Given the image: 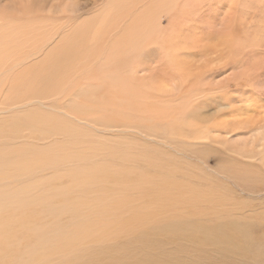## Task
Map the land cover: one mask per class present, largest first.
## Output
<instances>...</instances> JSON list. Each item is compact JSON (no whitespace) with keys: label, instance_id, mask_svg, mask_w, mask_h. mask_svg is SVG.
<instances>
[{"label":"rangeland","instance_id":"1","mask_svg":"<svg viewBox=\"0 0 264 264\" xmlns=\"http://www.w3.org/2000/svg\"><path fill=\"white\" fill-rule=\"evenodd\" d=\"M90 1L86 11L81 13V18L104 12L110 4H113L112 11L115 12L113 20L122 23L118 24L119 27L114 30V35L111 34L109 40L103 42L102 50L98 51L99 54L97 53L98 55L94 58L83 57L78 60L77 66L70 68L67 73V84L61 85L59 93L44 102H36L34 99L33 104L25 105L22 102L19 106H12L14 99L30 90V86L26 84L17 94L15 92L12 94L10 89L0 94V124L3 127L0 126V131L2 130L0 154L6 153L4 148L12 151L32 149L44 152L52 147L54 142L61 141L60 138L64 140L58 135L52 138L37 135L38 133L35 135L28 129L14 128L15 120L18 118L28 117L29 119L35 115H45L63 123L70 122L81 131L83 144L78 145L77 151L78 155L84 151L81 156L84 161L71 160V162L61 163L57 168L45 166L36 169L30 177L20 176L14 181H3L1 189L12 190L16 186L24 188L25 185L31 186V184L32 186H40L43 183L47 185L49 182L57 188L60 186L69 190L71 187L68 184L72 183V180L68 179V174L73 169L78 168L82 171L94 169L101 172L100 169L111 166L112 168L104 170L110 174H116L115 170L122 171V167L115 168L114 164H127L124 166L129 167L125 170L130 174L138 178L139 175L147 176V180L150 181L151 178V181L159 183V186L153 184L154 191L144 186H136L125 190L117 188L110 193V196L118 200L128 197L131 205L124 209L122 216L131 218L133 224L124 227L122 231L113 230L115 228L113 227L110 235L101 240L91 239L82 243L79 251L73 254L62 253V255L51 257L50 259L54 260L51 264H85L86 260L99 251H108V254L116 258L114 261L113 257L103 259L105 263L111 261V264H137L140 260L143 264H264V136H262L264 131V0H180V4L177 0H162L166 1L171 8H176L175 11L163 13L161 17V29L168 41L172 43L174 53L172 55L165 53L171 44H163L164 48H160L159 52H154L152 56L145 55V58L130 60L131 63L128 61L127 67L130 68L126 70L119 68L117 63L114 65L111 61L112 57H109L108 61L106 56L111 54L107 51L113 41L118 39V34L123 36L124 24L138 23L140 17L142 20V14L147 5L157 0L142 2L124 0L129 6L123 10L119 7L123 0ZM37 2L38 0H23L16 2V5L22 10L36 9ZM47 13V9L35 11L31 19L44 21L43 18ZM117 13L121 14L122 19L116 16ZM2 16L5 17V14L0 10V21L4 23L5 19H2ZM37 24L40 25L38 21ZM112 24L115 28V24ZM24 48L27 50L29 46L26 45ZM15 59H12V63L26 60L24 57ZM174 65L178 66L179 71L173 69ZM144 66L150 68L149 73ZM131 68H134V71ZM140 68L144 71L143 73ZM145 72L148 75H145ZM137 73H140V76L136 75ZM78 75H81V78ZM169 78L177 80L174 82L180 85L175 84V86L173 80L170 81ZM183 78L187 80L183 81ZM116 79L120 81L117 82ZM10 81L11 79L4 87ZM91 81L94 85L92 88ZM127 83L133 87L134 93L130 92L134 96L129 95L128 104L123 106L119 101L124 98V87H128ZM147 83L150 85H146ZM153 86L158 87L156 89L158 95L151 90V88L154 89ZM86 90L94 91V94L91 93L93 96H82ZM144 96L146 98H143ZM86 99L98 102L96 104H99L100 108L97 111L96 107L97 112L94 109L92 111L90 108L92 106L83 107ZM100 100L107 107L102 108ZM112 100H115L116 103L113 102L115 105L109 104ZM210 127L214 129L211 132L212 135L208 136V139H203L206 133L202 134V132H206L208 128L211 129ZM257 155L261 156L256 157ZM47 160L54 161V158L49 157ZM1 163L4 165L2 168L7 172L6 162L1 161ZM236 166L244 167V169L251 168L250 172L255 170L258 173L257 180H260L258 183H263L260 185L242 181L237 183L239 178L224 176V170H232L237 168ZM194 173L198 174L196 178ZM209 175L215 177L217 182L227 190L228 197L234 201L222 203L217 213L211 212L206 216L202 203H193L190 196L191 189L196 190L197 186V190L200 191L208 189L210 183L206 176ZM76 179H79L80 183L85 182L80 175H77ZM92 180H95L92 181L94 186L91 189L92 196L95 198L101 194L107 184L105 176L102 178L101 175H97ZM127 183L132 184L131 181ZM83 190L81 188L78 194L73 191V194L84 199L85 196L81 193ZM43 191L39 194H44ZM180 193L182 197L178 195ZM106 197L108 202L116 201L109 197L108 191H106ZM195 198H198L197 195L193 197ZM53 206L60 208L59 205L53 204ZM59 210L51 209L49 205L35 210L36 213H41L40 219L41 216L53 219L52 221L48 219L50 224L42 227L45 219L38 218L41 222L35 230L36 234H48L52 222L56 220L62 225L68 219L67 216L62 215V210ZM0 211L4 212L1 208ZM225 224H230L225 231L217 226ZM232 224L237 226H231ZM56 229L57 227L51 231L56 234ZM139 235L143 237L138 238ZM136 239L139 245L135 242ZM212 239H215V243ZM18 248L23 249L21 246ZM33 249L34 246H31L26 253H30ZM113 250L115 252H112ZM20 257L21 255L17 258V264H20Z\"/></svg>","mask_w":264,"mask_h":264},{"label":"bare ground","instance_id":"2","mask_svg":"<svg viewBox=\"0 0 264 264\" xmlns=\"http://www.w3.org/2000/svg\"><path fill=\"white\" fill-rule=\"evenodd\" d=\"M18 1H23V0H0V10L5 14V17L2 16V19H5L4 23H1L0 21V94L6 89H10L12 94L14 92L15 94H17V92L23 87L24 84L30 86L29 91L18 96V98L12 101L11 103L12 106H19L22 104V102L25 105L33 104L34 99H36V102H44V100L50 99L54 97L55 95H57L59 93L58 91L61 90L59 87L61 85L67 84L68 82V79L66 76L70 68L75 67L77 61L82 59L83 57L94 58L96 55H98L99 54L98 51L102 50L101 46L103 42L105 43L107 39L109 40V38L111 37V34L112 36L114 35V32H115L114 30H116L119 27V25L122 24L119 21H117L118 22L117 23L115 20H113L114 15H115V12L112 11L113 10L112 8L114 7L113 4H110L104 12H101L96 15L93 14L91 16H89L88 14L87 15V17L89 16L88 18H81L80 15L81 13H84V11H86L89 4L91 3L90 0H85L83 2H81L80 0H38L36 9L28 8L26 10H22L20 7L16 5V2ZM125 1H128V0H125ZM125 1L123 0L122 3L119 4V7H122L121 8L122 10L126 9L129 6L128 4H126ZM134 1L142 2L145 0H134ZM192 1H197V0H192ZM177 2L178 4L181 3L180 0H177ZM115 4L117 5V3ZM46 9L48 13L44 16L45 17L43 18L44 21L42 19L37 20L40 23V25L37 24V21H34L31 19L32 17H34L35 11H38V12L46 11ZM117 9L121 10L120 8H117ZM170 10L175 11L176 8L174 7L171 8L170 5L166 1L157 0L155 3L150 2L147 5V7L144 10V13L142 14V20L140 17L139 21L137 20L138 23L129 24L126 21L128 24H124L125 29L123 31L124 32L123 36L118 34L117 35L118 39L116 41H113V44L111 43L112 45L107 51V53L109 52L111 54L109 56H106L108 58V61H109V57H112L111 61L112 63H114V65L115 63H117L119 68H123L126 70V68H128L127 67L128 61L133 60V59L137 60V59L145 58V55L150 56L151 54H154V52L156 51L159 52L160 48L163 49L164 45H166L167 43H170V41H168L167 37L163 34L164 33L163 30L161 29L162 27L161 17L163 16V13L167 11L169 12ZM125 14L127 13L125 12L124 15ZM116 16L122 19L121 14L117 13ZM20 18H24V19L26 18V19L23 20ZM112 23L115 24V28ZM38 27H40L41 29H39ZM107 43L108 41L106 42V44ZM170 44L171 46L169 47V49L165 51V53L168 52L172 55L174 52L172 48V43ZM26 45L29 46V49L26 48L27 50H25L24 48ZM108 46L109 45H107V47ZM223 46L224 45H222V47ZM19 57H24L26 60H24L23 62L20 61L21 63L20 62L12 63V59L16 60L15 58H19ZM155 57L157 56H154V58ZM154 62L156 63L157 61H154ZM129 63H131V61ZM141 63H142V60H141ZM147 65H149V63ZM137 67H139V65ZM177 67L178 66L174 65L173 69L175 68L176 71H179ZM134 68H131V69H133L134 71ZM141 68L145 70V68L143 67ZM83 69H82V73H83ZM131 69H130V74L132 72ZM149 70L150 68L148 69V73H149ZM143 72L144 71L142 70L141 73ZM136 75L140 76V73H137ZM145 75H148V74H146L145 72ZM126 76H128L127 73H126ZM130 77H127V78H130ZM86 78L88 79L87 76ZM156 78L158 77L156 76ZM9 79H11V81L6 87H4ZM132 79H133V82H135L134 78ZM185 79L183 78V81ZM123 80H127V79L123 78ZM172 80L173 82L177 81L174 79ZM172 80L170 79V81ZM119 81L117 80V82ZM138 81H140L139 78H138ZM83 82L85 83V81ZM148 84L149 83H147L146 85ZM173 84L175 85L176 83L174 82ZM178 84L179 83H177L176 85ZM127 86H128L127 88L126 86L124 87L125 88L124 90L125 94H123L124 98L119 101L120 103H122L123 106H126L128 104L129 95L131 97L134 96L133 87L128 83H127ZM92 87H94V85L92 84V81H91V88ZM171 87H174V86L171 85ZM157 88L154 87L155 90L152 88L151 90H153V92L156 93ZM142 89L144 90L145 88H142ZM63 90L64 89H62V91ZM89 90H86L85 94H83L82 96H85V97L93 96L94 91L89 92ZM158 90H160V88ZM62 91L60 93H62ZM130 91H133V93ZM122 93L123 92H121V94ZM156 94L158 95V92ZM143 98H146V97L144 96ZM96 100L97 99L95 98V101ZM85 101L86 103L83 104V107L86 105L92 106L90 107L92 108V111L93 109L94 111H96V107H97V111L100 108L99 104H96L98 102L95 103L89 99L88 100L86 99ZM100 102L99 103L101 104V107L104 108L105 103L102 104L101 100ZM108 102L109 101H107V103ZM113 102H115V100L114 101L112 100V102H109V104ZM91 103H95V104H91ZM96 114L97 113H95V115ZM85 116H83V118ZM98 116H99V112H98ZM87 117L89 118V115ZM15 122H16V126L14 128L16 130L28 129L32 131L33 134L35 135L38 133L37 135H42V136L46 135L52 138H55L58 135V136L63 137L64 140L60 138L61 141L54 142V145L44 150V152L42 151L39 152V151L32 150V149H16L12 151L10 149L6 150V148H4L6 153L0 154V208L2 209V211H4L3 213L0 211V264H17V258L20 255H21L20 264H51V262H54V260L52 261L50 259L51 257H55L56 255H62V253H65L66 255L73 254L79 251V247L82 243L88 242L91 239L101 240L103 239V237L110 235L114 229H120L122 231L124 227L131 226L133 224V221L131 220V218L122 216L124 209H127L131 205V203L129 202L128 197L118 200V199H115L113 196H110V193L112 192V190L117 189V188H122L124 190L132 189L136 186H144L146 188H149V190H152L153 184H157L159 186V183L157 181L155 182L151 181V178H150V181L147 180L146 179L147 176L143 177L139 175V178H138L136 177V175L130 174V172L125 170L126 168L129 167V166H124L127 164H119V165L114 164L113 167L115 168L122 167L121 169L122 171L115 170L116 174H110L109 172L105 171V170H108V168H110L111 166H105L103 169H100L101 172L94 170V169H90L86 171H82L78 168L73 169L70 172V174H68V179L72 180V183L70 184L67 183L71 187L69 190H65L66 187L62 188L58 186L57 188L54 184H51L49 182H47V185L46 183H43L40 186H32L31 184V186L25 185L24 188L16 186L12 190H2L1 184L3 183V181H6V180L14 181V179L20 176L30 177L31 176L30 174L31 173L33 174L36 169H40L45 166L57 168L60 166L61 163L63 164L65 162H71V160L73 162H77V161L83 162L84 161L83 159H81V156L84 154V151H81L79 155L77 151L78 145L83 144V141L81 140L82 138L81 131L75 125L71 124L70 122L63 123L59 120L52 119V117L50 116L46 117L45 115H37V116L35 115V116L30 117L29 119L28 117L21 118V119L18 118L15 120ZM1 128L3 127L1 126ZM34 130L38 132H35ZM205 131L206 132L204 131L202 132V134L206 133L203 136V139H208V136L212 135L211 132H213L214 129L208 128ZM262 136H264V131L262 133ZM48 139L49 138H47V140ZM258 156H261V155H257L256 157ZM49 157L54 158V161L47 160ZM8 158H11V160L8 161L7 160ZM253 159H255V157H253ZM249 160L251 159L249 158ZM1 161L6 162L5 165L8 167L7 172L5 169L2 168L4 165L1 163ZM245 169L244 167L242 168L237 167L232 170L226 169L223 171V174L225 177H228V178H234V177L239 178V180L236 181L237 183H239V181L253 183L257 185H260L263 183V182L258 183L260 182V180H257L259 178H258V173L255 172V170L253 172H250L251 168L246 169V170ZM196 174L197 173H194L195 178L197 177ZM77 175L82 176L85 182L80 183L79 179H76ZM94 175L95 176L101 175L102 178L103 176H105L106 184H107L106 188L105 187L103 188L101 194L97 195L95 198H93L92 196L93 191L91 190L94 186V184L92 183V181H95V180H92V179H95ZM128 176H132L134 178H131ZM206 179L210 183L208 189L207 190L204 189L205 191H200V190H197L198 186L195 185L197 186L196 190L191 189L192 195L190 197H192L193 203H196V204H198L199 202L202 203L204 212L206 216H208L210 215L211 212L217 213V209L219 206H221L222 203L232 202L234 200L228 197L229 195L227 194V190L217 182V180L215 179L213 175L206 176ZM127 181L129 182L131 181L132 184L127 183ZM81 188L84 189L83 192H81L85 196L83 197L84 199H80L77 197V195L73 194V191L77 192L78 194ZM41 191H43L44 194L40 195L39 193ZM106 191H108L109 197L116 201L108 202L107 197H106ZM178 195L180 197L183 196L181 193ZM196 195L198 198L193 199V197H195ZM53 204L59 205L60 208H54ZM46 205H49L51 209L62 210V215L67 216L68 219L65 220V222L62 225L57 223L58 221L56 220L54 221V223L52 222L51 227L48 230V234H45V235H41V233L36 234L37 231L35 232V230L39 227V224L41 222L40 220L45 219L44 223H42L41 225L42 227L49 225L50 224L49 222L53 220V219L50 220V218L48 217L42 218V216L40 219L39 215H41V213L35 212V210L37 209L39 210L41 207L46 206ZM35 214H37L38 216ZM10 218L12 221L9 220ZM62 219L63 218H61V220ZM55 226L57 227V229L55 230L57 231L56 234H54L55 232L51 231L54 228H56ZM217 226L221 227V229L220 227H218L220 230L225 231L230 226V224L217 225ZM231 226H237V225L232 224ZM112 228L113 230L111 231ZM245 228L249 229V227H245ZM212 229H214V226ZM242 230L244 231V227H242ZM216 231H212V232H216ZM224 233L225 232H223V234ZM141 237H143V235H139L138 238H141ZM135 242L139 245L137 239L135 240ZM144 242L147 243L146 240H144ZM148 243H150V241ZM228 245H229V242H228ZM18 246H21V248L23 249L19 250ZM31 246H34V249L30 250V253L27 254L26 250L30 248ZM23 250H24V253H22ZM112 252H115V251L113 250ZM106 257H113V255L108 254V251L107 252L99 251L98 253H94V255L89 260H86L85 264H111V261L107 263L104 262L103 259ZM116 257L120 259L118 256ZM112 260L114 261L116 260V258L113 257ZM137 264H143L142 260H140Z\"/></svg>","mask_w":264,"mask_h":264}]
</instances>
